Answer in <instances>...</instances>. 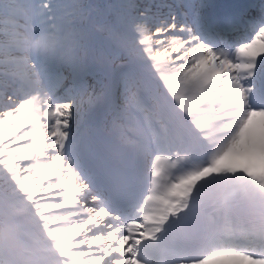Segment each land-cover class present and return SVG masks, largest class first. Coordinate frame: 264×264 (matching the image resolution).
Segmentation results:
<instances>
[{
    "label": "snow or ice",
    "instance_id": "1",
    "mask_svg": "<svg viewBox=\"0 0 264 264\" xmlns=\"http://www.w3.org/2000/svg\"><path fill=\"white\" fill-rule=\"evenodd\" d=\"M0 264H264V0H0Z\"/></svg>",
    "mask_w": 264,
    "mask_h": 264
},
{
    "label": "bare ground",
    "instance_id": "2",
    "mask_svg": "<svg viewBox=\"0 0 264 264\" xmlns=\"http://www.w3.org/2000/svg\"><path fill=\"white\" fill-rule=\"evenodd\" d=\"M212 3H217V4H225L226 0H210ZM232 2V0H228V3Z\"/></svg>",
    "mask_w": 264,
    "mask_h": 264
}]
</instances>
